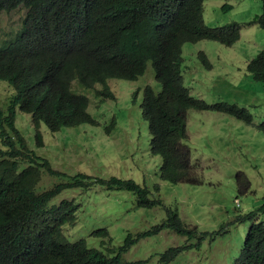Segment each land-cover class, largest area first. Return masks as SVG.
Returning <instances> with one entry per match:
<instances>
[{"label": "trees", "instance_id": "trees-1", "mask_svg": "<svg viewBox=\"0 0 264 264\" xmlns=\"http://www.w3.org/2000/svg\"><path fill=\"white\" fill-rule=\"evenodd\" d=\"M205 1L0 0V12L19 3L29 7L23 28L0 46V81L13 87L6 110L0 102V264H140L123 255L141 238L168 229L189 239L198 237L199 247L205 236H227L231 226L246 221L252 223L245 230L233 264H264V220L256 219L258 213L264 216V196L256 211L239 214L212 233L190 227L178 210L169 208L163 222L145 232L128 234L120 244L112 243L113 237L100 246L86 239L70 241L63 228L75 223L79 205L73 199L58 204L54 200L71 188L89 190L90 184L84 182L87 177L54 170L49 160L29 147L17 125L19 111L31 114L38 147L44 146L43 128L57 132L83 123L96 125L97 120L88 111L90 98L73 92L70 78L77 75L92 82H104L106 77L135 80L145 73L151 60L163 89H144L142 116L151 136L152 154L161 157L159 177L174 184H202L192 161V148L186 142L187 111L226 113L247 124H254L255 116L245 105L208 103L192 95L183 80V46L201 40L232 46L240 40L243 25L258 24L264 30V0L261 13L251 20L216 26L205 20ZM198 57L205 68L213 67L204 51ZM246 68L251 79L264 81V48ZM256 126L264 134V121ZM45 172L59 181L41 191ZM237 181L239 193H247L251 185L247 175L239 172ZM95 184L108 190L131 191L138 207L162 205V200L150 197L151 189L146 184L132 178L112 176L100 178ZM155 188L159 190L158 185ZM108 233L98 229L94 236L106 237ZM192 246L170 247L159 261L170 264Z\"/></svg>", "mask_w": 264, "mask_h": 264}, {"label": "rangeland", "instance_id": "rangeland-1", "mask_svg": "<svg viewBox=\"0 0 264 264\" xmlns=\"http://www.w3.org/2000/svg\"><path fill=\"white\" fill-rule=\"evenodd\" d=\"M204 9L206 22L216 26L233 20H251L261 13L262 3L261 0H206ZM24 15V7L0 14V46L21 28ZM243 27L240 40L232 46L214 40L188 42L183 46V75L193 95L208 103L226 101L245 105L255 116L254 124H247L226 113L189 110L186 142L192 148V161L202 184H174L159 177L161 157L152 154L151 136L141 108L146 85L161 89L151 62L138 80H109L116 99L103 101L94 90L81 87L89 95L88 111L98 124L83 123L57 132L43 128L42 147L34 140L31 114L18 112L17 125L28 139L29 147L49 160L54 170L72 177L81 173L87 177L84 182L90 184L89 190L71 188L54 200L58 204L63 199H73L79 205L78 222L66 228L70 237H88L95 229H106L113 237L112 243L119 244L128 234L135 235L163 222L169 208L178 210L184 222L197 226L199 232L212 233L237 215L256 211L262 205L264 134L256 124L264 121V81L251 79L246 65L264 48V30L258 24ZM199 51L207 54L212 69L203 66ZM0 84V102L6 110L13 87L4 80ZM75 88L78 89L76 85ZM239 172H244L251 184L244 194L238 191ZM112 176L146 184L151 189L150 197L162 200V205L138 207L131 191L108 190L95 184L100 178ZM58 181L45 172L41 186L47 188ZM256 219L264 220V216L258 213ZM251 223L231 226L227 236L209 234L199 247L198 237L189 239L165 229L131 246L124 258L161 264L160 256L169 247L192 244L170 264H233Z\"/></svg>", "mask_w": 264, "mask_h": 264}, {"label": "clouds", "instance_id": "clouds-1", "mask_svg": "<svg viewBox=\"0 0 264 264\" xmlns=\"http://www.w3.org/2000/svg\"><path fill=\"white\" fill-rule=\"evenodd\" d=\"M20 7H24L25 8V15H24V18H23V20H22V25H21V28L14 34V35H12L11 36V38L10 39H13L15 36H16V34L23 28V26H24V20H25V18H26V15H27V12L29 11V7L27 6V5H25L24 3H19V4H17V5H15V6H13V7H11V8H9L10 10H2L1 12H0V14L2 13V12H12V11H15V10H17L18 8H20ZM243 30V29H242ZM238 42V41H237ZM6 44V43H5ZM4 44V45H5ZM1 46H3V45H1ZM200 52V51H199ZM199 52H198V54H199ZM148 62H151L152 63V61L151 60H149ZM248 64V63H247ZM147 65H148V63H147ZM153 66V65H152ZM246 67H247V65H246ZM213 68V67H212ZM211 68V69H212ZM147 69V68H146ZM153 71H154V75H155V70H154V68H153ZM146 72V71H145ZM183 72H184V63H183ZM183 72H182V74H183ZM145 74V73H144ZM144 74H141L140 76H142V75H144ZM140 76H138V78L140 77ZM138 78L137 79H135V80H138ZM110 79H124V78H119V77H106V79H105V81L104 82H100V81H97V82H92V80H90L89 78H84V77H79V76H77V75H75V76H73V77H71L70 78V80L72 81V84H71V88H72V90H73V92H75V93H79V94H85V95H87L88 97H89V95L87 94V93H84V92H82L83 91V89L81 88V87H83V88H85V89H91V90H94V93L97 95V96H100V97H102V99H103V101L104 100H107V99H116V96H115V94L112 92V90H111V86L109 85V80ZM155 79H156V76H155ZM125 80H128V79H125ZM135 80H129V81H135ZM157 80V79H156ZM183 80H184V83H185V79H184V75H183ZM158 81V80H157ZM159 82V81H158ZM160 84H161V89L160 90H156L153 86H151V85H146L144 88H143V101H142V103H141V108H143V105H144V89L147 87V86H151L152 87V89L155 91V92H161L162 91V89H163V85H162V83L161 82H159ZM75 85L77 86V88L78 89H76L75 88ZM185 86H186V83H185ZM189 90H190V88L188 87V86H186ZM101 92V93H100ZM190 92H191V90H190ZM109 93H111V94H113V97H110V96H107ZM167 94V93H166ZM191 94H192V92H191ZM193 95V94H192ZM195 96V95H194ZM196 97H198V96H196ZM199 98H201V97H199ZM201 99H203V98H201ZM206 101V100H205ZM189 110H191V109H189ZM189 110L187 111V129H188V113H189ZM196 110V109H195ZM199 111H205V110H199ZM208 111V110H207ZM142 115H143V113H142ZM97 125V124H96ZM44 176V175H43ZM49 187H47V188H42V186H41V191L42 190H45V189H48ZM238 205H239V202L237 203ZM79 209L80 208H78V211H79ZM78 211H77V214H76V216H77V219H76V221H75V223L76 222H78ZM183 220V219H182ZM184 221V220H183ZM75 223L74 224H72V225H69V224H67V225H65L64 226V228H63V233L65 234V236H67V238L68 237H70L68 234H67V232H66V228L68 227V226H73V225H75ZM188 225V224H187ZM153 227V226H152ZM191 227V226H190ZM194 227V226H193ZM149 229H151V228H149ZM148 229V230H149ZM98 229H95V230H93L92 232H90V234H89V236L88 237H80V238H78V239H73L72 237H70V238H68L70 241H72V242H75V241H77V240H79V239H86L91 245H96V246H100V244L102 243V242H104V241H108L112 236H109L110 235V232L108 233V235L106 236V237H100V238H96L95 236H94V232H96ZM147 231V230H146ZM142 232H145V231H142ZM159 234V233H158ZM155 235H157V234H155ZM153 236V235H152ZM148 237H150V236H148ZM144 238H146V237H144ZM125 239V238H124ZM141 239H143V238H141ZM140 239V240H141ZM139 240V241H140ZM139 241H137L136 243H134L133 245H135V244H137ZM99 244V245H97V244ZM122 243V242H121ZM120 244V243H119ZM170 248V247H169ZM167 250V249H166ZM127 252H125L124 253V255L126 254ZM123 255V256H124ZM126 260H128V259H126ZM129 261H134V260H129ZM141 262L140 264H143L144 262H145V260H137L136 262ZM161 263V262H160ZM162 264V263H161Z\"/></svg>", "mask_w": 264, "mask_h": 264}]
</instances>
